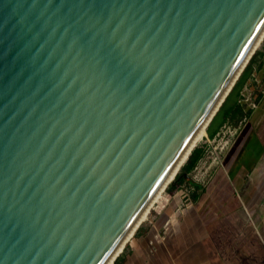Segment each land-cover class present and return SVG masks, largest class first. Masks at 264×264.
Listing matches in <instances>:
<instances>
[{
    "label": "water",
    "instance_id": "95a60500",
    "mask_svg": "<svg viewBox=\"0 0 264 264\" xmlns=\"http://www.w3.org/2000/svg\"><path fill=\"white\" fill-rule=\"evenodd\" d=\"M263 39L264 0H0V264L116 261Z\"/></svg>",
    "mask_w": 264,
    "mask_h": 264
},
{
    "label": "crops",
    "instance_id": "0c3cea01",
    "mask_svg": "<svg viewBox=\"0 0 264 264\" xmlns=\"http://www.w3.org/2000/svg\"><path fill=\"white\" fill-rule=\"evenodd\" d=\"M257 51L253 72L264 58V41ZM262 94L261 109L208 182L197 183L192 195L184 190L165 195L161 215L155 212L150 224L137 228L113 264H264Z\"/></svg>",
    "mask_w": 264,
    "mask_h": 264
},
{
    "label": "rangeland",
    "instance_id": "374dc122",
    "mask_svg": "<svg viewBox=\"0 0 264 264\" xmlns=\"http://www.w3.org/2000/svg\"><path fill=\"white\" fill-rule=\"evenodd\" d=\"M263 41L258 46L257 50L261 48ZM254 55L251 57L249 63H253L252 61H254ZM249 63L247 64V66L249 65ZM256 69V72H253L255 68H250L247 71L244 78L239 84V88L236 92H234L233 98L220 114V119L217 121V123L215 122V125L211 131V135L207 133V128L205 130L204 137H202V139L197 142L195 148L198 147L201 151L198 163L189 173H186L185 167L188 164V160L191 155L186 161H184L179 172H177L176 174L175 180L173 182H170L168 186L162 190L158 198L151 206V209L147 214V219L141 222L137 228H140L142 226L144 227L150 224L153 219L152 216H155V212H158L159 215H161L165 207V195H169L170 192L173 193L175 190L190 191V194L192 195V192H196L197 190V188L193 184H206L212 174L216 171L218 165L222 164V159L224 158L225 154H227L231 145L236 141L244 127L249 123V121H251L254 114L261 109L259 97L260 95H263L262 93L264 91L260 94L259 91L261 89L259 90V87L264 83V58L262 59L261 63H258ZM252 85L256 90H252ZM262 87H264V85ZM231 92L228 97L232 96ZM218 113L216 114V116L218 115ZM195 148L193 149V151L195 150ZM137 228L135 229V231L137 230Z\"/></svg>",
    "mask_w": 264,
    "mask_h": 264
},
{
    "label": "bare ground",
    "instance_id": "6f19581e",
    "mask_svg": "<svg viewBox=\"0 0 264 264\" xmlns=\"http://www.w3.org/2000/svg\"><path fill=\"white\" fill-rule=\"evenodd\" d=\"M261 41V40H260ZM259 41V42H260ZM258 45V44H257ZM257 47V46H256ZM258 48V47H257ZM249 60V59H248ZM246 66H247V64H245ZM244 65V69L246 68V66ZM243 68H242V70H243ZM241 70V71H242ZM244 71V70H243ZM238 77V76H237ZM237 79V78H236ZM235 83H233L232 85H231V87L233 86H235V84H236V82L237 81H234ZM229 88V90L226 92V94L224 95V97L223 98H225L224 99V101H223V98H222V100L219 102V104L217 105V107L215 108V110L213 111V113L211 114V116H210V118L208 119V121L204 124V126L202 127V129L200 130V132L198 133V135L196 136V138L194 139V141H193V143H192V145H191V147H190V149L184 154V156H183V158L180 160V162H179V164H178V167L176 168V170H174V172H173V174H172V176L171 177H173V175H175V173H176V171H177V169L179 168V167H181L182 166V164L184 163V161H186V159H187V156L189 155V152L192 150V148H193V146H195L196 144H197V142H199L201 139H202V137H204V135H205V130L208 128V126L212 123V121H213V119H214V117L216 116V114L219 112V110H220V108L222 107V105H223V103L226 101V99H227V97L229 96V94H230V92L232 91V89H233V87L232 88ZM227 93H228V95H227ZM227 95V96H226ZM223 101V102H222ZM171 180H172V178H168L167 180H166V182H164V184L162 185V187L161 188H159V190L157 191V193L155 194V196L153 197V199L150 201V203L148 204V206L146 207V209L143 211V213L141 214V216L139 217V219L137 220V222L134 224V226H133V228L130 230V232H129V237L128 238H130L131 236H132V234L134 233V231H135V229L138 227V225L141 223V222H143L145 219H147V214H148V212H149V210L151 209V206L153 205V203H154V201L158 198V196L160 195V193L162 192V190L164 189V188H166L167 186H168V184L171 182ZM127 238V239H128ZM126 239V240H127ZM129 240V239H128ZM123 247V245H121L120 247H119V249H118V252H120V250H121V248ZM123 249V248H122ZM122 251V250H121ZM115 258H116V253H114L112 256H111V258L108 260V262L106 263V264H112L114 261H115Z\"/></svg>",
    "mask_w": 264,
    "mask_h": 264
},
{
    "label": "trees",
    "instance_id": "16d2710c",
    "mask_svg": "<svg viewBox=\"0 0 264 264\" xmlns=\"http://www.w3.org/2000/svg\"><path fill=\"white\" fill-rule=\"evenodd\" d=\"M258 54V51L256 52L255 56ZM251 63H249V65L247 66V68L244 70L243 74L241 75L240 79L238 80V82L236 83L234 89L231 92V97H228V99L224 102L223 106L221 107L218 115L214 118V120L212 121V123L209 125L208 129H207V133L209 135H211V131L215 125V122L217 123V121L220 119V114L222 113V111L225 109V107L229 104L230 100L233 98L234 96V92L237 91V89L239 88V84L242 81V79L244 78L245 74L247 73V71L252 68L251 67ZM200 155H201V151L199 150L198 147L195 148V150L193 151V153L191 154L189 160H188V164L185 167V171L186 173H189L194 167L195 165L198 163L199 159H200ZM186 176V174H185ZM177 182V179H176ZM196 188H200L199 184L194 183L193 184Z\"/></svg>",
    "mask_w": 264,
    "mask_h": 264
}]
</instances>
